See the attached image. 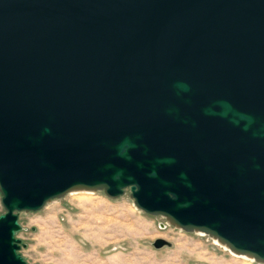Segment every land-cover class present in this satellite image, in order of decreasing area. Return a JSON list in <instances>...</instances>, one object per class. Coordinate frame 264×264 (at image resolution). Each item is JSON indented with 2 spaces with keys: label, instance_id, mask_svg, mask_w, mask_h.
Segmentation results:
<instances>
[{
  "label": "water",
  "instance_id": "95a60500",
  "mask_svg": "<svg viewBox=\"0 0 264 264\" xmlns=\"http://www.w3.org/2000/svg\"><path fill=\"white\" fill-rule=\"evenodd\" d=\"M127 189L264 263V0H0V264L19 212Z\"/></svg>",
  "mask_w": 264,
  "mask_h": 264
},
{
  "label": "rangeland",
  "instance_id": "374dc122",
  "mask_svg": "<svg viewBox=\"0 0 264 264\" xmlns=\"http://www.w3.org/2000/svg\"><path fill=\"white\" fill-rule=\"evenodd\" d=\"M126 193L72 191L38 211L19 212L17 233L27 264H264L139 209ZM5 209L0 194V214ZM157 238L170 246L155 248Z\"/></svg>",
  "mask_w": 264,
  "mask_h": 264
},
{
  "label": "bare ground",
  "instance_id": "6f19581e",
  "mask_svg": "<svg viewBox=\"0 0 264 264\" xmlns=\"http://www.w3.org/2000/svg\"><path fill=\"white\" fill-rule=\"evenodd\" d=\"M77 191V190H76ZM216 241H218L217 239H215ZM219 242V241H218ZM220 243V242H219ZM222 244V243H221ZM225 248H227V246L226 245H224V244H222ZM246 257H248V256H246ZM250 259H252V258H250Z\"/></svg>",
  "mask_w": 264,
  "mask_h": 264
}]
</instances>
